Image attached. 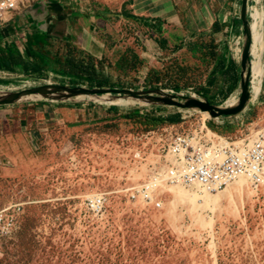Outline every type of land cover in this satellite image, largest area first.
Listing matches in <instances>:
<instances>
[{"label": "rangeland", "instance_id": "1", "mask_svg": "<svg viewBox=\"0 0 264 264\" xmlns=\"http://www.w3.org/2000/svg\"><path fill=\"white\" fill-rule=\"evenodd\" d=\"M222 1L207 2L205 14L196 12L203 0L185 1L184 10L176 0H26L19 7L15 18L40 6L86 12L103 53L93 58L71 42L30 35L28 73L3 62L0 93L46 86L160 92L58 93L0 105V213L11 219L0 229V264H264V191L231 214L173 206L179 190L165 181L150 201L133 198L156 167L165 169L172 135L204 120L235 139L264 126V0H249L245 21L243 0ZM245 25L250 78L242 110L218 118L205 111L206 119L179 106L236 107ZM101 194L106 206L96 216L88 199Z\"/></svg>", "mask_w": 264, "mask_h": 264}, {"label": "built area", "instance_id": "2", "mask_svg": "<svg viewBox=\"0 0 264 264\" xmlns=\"http://www.w3.org/2000/svg\"><path fill=\"white\" fill-rule=\"evenodd\" d=\"M26 0H0V25L9 23L19 7ZM204 120L195 130L172 135L164 161L167 164L166 175L172 182L187 187H196L202 192L215 194L240 176H247L251 184L257 187L264 181V131L257 139H235L211 130L208 133ZM158 171L145 182L138 193L147 202L156 184ZM104 194L88 199V210L93 215H101L106 206ZM11 220L0 213V229H9Z\"/></svg>", "mask_w": 264, "mask_h": 264}, {"label": "crops", "instance_id": "3", "mask_svg": "<svg viewBox=\"0 0 264 264\" xmlns=\"http://www.w3.org/2000/svg\"><path fill=\"white\" fill-rule=\"evenodd\" d=\"M176 1L180 10H184L188 3V0ZM209 1H212V7L217 2V0H203L202 3L196 6V12L205 14L206 4ZM222 2L225 5L227 0ZM71 11L73 9H65L62 6H40V8L34 7L28 10L21 18H15L19 15L17 13L12 15L15 19L13 24L9 23L8 26L0 28V67H2L3 62H9L8 57L11 53L19 55L24 63L33 62L32 54L28 52L27 55L25 53L26 49L23 47V43H26L24 39L30 35L31 40L37 39L40 42L45 41L48 37L68 41L87 55L99 58L103 53V46L91 36L92 31L96 29L94 27L95 20L92 18L87 19L86 12L75 10L79 14L74 13L72 15ZM214 16V13H212L211 18V13L208 12L207 19L210 25L212 19L214 20ZM30 39L28 42L31 41ZM18 65H20V68L23 66L22 64Z\"/></svg>", "mask_w": 264, "mask_h": 264}, {"label": "bare ground", "instance_id": "4", "mask_svg": "<svg viewBox=\"0 0 264 264\" xmlns=\"http://www.w3.org/2000/svg\"><path fill=\"white\" fill-rule=\"evenodd\" d=\"M254 38L257 41V33L254 34ZM202 115L206 117V119L207 118L209 119V115L205 111H202ZM203 128L206 129L209 134H211V129L209 127L203 125ZM261 131H264V126L262 128L255 127L251 132L249 140L254 141L255 139H257ZM163 162L165 166V169L163 171H161L160 168L156 167V170L158 171L159 176L156 178V181H155L157 183L153 185V187H155L154 190L156 189L157 186L161 184L164 185V181L167 184H174V185H171L172 187H170V190L175 192V188H176L180 192L179 191L175 192L174 201H171V205L174 206L179 203H188L192 207L193 212L199 209H201V211L205 209V210H211L212 212L216 213V212L223 210L225 207V209L230 214L235 213V212H238V210H240L241 208L246 209L248 203L254 204V201H253L254 196L258 195L259 190L264 191V181L254 188L251 184V180L249 179V177L240 176L235 181L229 183L224 189L217 192V195L202 192L200 191L201 189L199 190L196 187H187L183 184L170 181L168 176L165 173V170L167 169V164L164 160ZM151 179L147 178L145 182H147L148 180L149 182H152L155 180L154 178L153 180ZM189 191H193V193H190ZM137 198L143 199L141 196H138ZM223 200L226 201L225 202L226 206Z\"/></svg>", "mask_w": 264, "mask_h": 264}, {"label": "water", "instance_id": "5", "mask_svg": "<svg viewBox=\"0 0 264 264\" xmlns=\"http://www.w3.org/2000/svg\"><path fill=\"white\" fill-rule=\"evenodd\" d=\"M249 8V0H243V10H242V20L245 21L247 17V12ZM249 28L247 25H245L244 28V34L246 38V43L244 46V53H243V59H242V68H243V74H242V81H241V96L239 99L238 104L236 107H233L231 109H221L219 107L210 105L206 102H200L198 100H187L184 104L181 103L179 106L186 107V108H193L195 110L201 111H208L210 113V116L213 118L218 117H228L230 115H234L242 110L245 103L247 102L249 98V78L250 74L248 73L244 79V72L247 69V63L249 60V49H250V42L251 37L249 34ZM160 91H144V92H134L129 90H111V89H88V88H79V87H65V86H46V87H39L36 89H24L13 93H0V105H5L9 103H13L14 101H18L21 99H29L30 96L39 95L43 98L52 97L55 94H63V96L66 97H74L76 95L82 94L85 96L95 95V94H106V93H117V94H124V95H132L134 97L143 98L144 96H148V94L158 93ZM167 96H164L163 99H161L162 102L165 103H174L171 99H167Z\"/></svg>", "mask_w": 264, "mask_h": 264}, {"label": "trees", "instance_id": "6", "mask_svg": "<svg viewBox=\"0 0 264 264\" xmlns=\"http://www.w3.org/2000/svg\"><path fill=\"white\" fill-rule=\"evenodd\" d=\"M256 5H257V2H256V0H252ZM251 1V2H252ZM10 57H13V59H11V60H9L10 61V63H9V65L13 62L14 64H16V65H18V64H22L23 66V68L24 69H26V63H24L23 61H22V59L20 58V56L19 55H14L13 53H11L10 54ZM5 65L6 66H8V63H5ZM13 68V67H12ZM14 69V68H13ZM25 73H28V71H27V69L25 70ZM172 123H175V121H172ZM176 123H177V121H176Z\"/></svg>", "mask_w": 264, "mask_h": 264}]
</instances>
